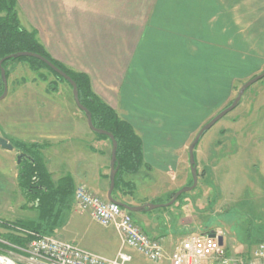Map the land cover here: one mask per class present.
<instances>
[{"label":"crops","instance_id":"crops-1","mask_svg":"<svg viewBox=\"0 0 264 264\" xmlns=\"http://www.w3.org/2000/svg\"><path fill=\"white\" fill-rule=\"evenodd\" d=\"M17 6L23 27L37 32L50 56L87 75L95 95L134 128L143 142L144 168L158 171L160 179L161 170L182 163L189 139L215 117V107L229 101L230 42L238 35L231 34L229 21H239V12L245 15L252 8L247 0H17ZM14 70L7 68L8 81ZM13 84L0 101V136L49 145L43 155L48 170L59 171L58 180L70 175L75 188L101 191L111 173L110 142L93 135L87 120L68 103L56 112L42 98L39 107L20 105L9 115L4 102L17 98L20 89L38 93L32 82ZM39 113L44 115L38 128ZM1 150L13 157L18 153ZM147 154L165 155L166 164L161 168L151 156V166ZM137 193L141 196H129L130 206L161 203L158 195ZM179 204L132 216L147 235L163 239L166 258L161 264H171L176 245L196 233ZM66 217L58 232L63 240L107 258L123 248L114 227L103 228L74 209ZM181 219L186 226L178 225ZM0 244L25 255L17 246ZM125 250L133 264H143L142 255Z\"/></svg>","mask_w":264,"mask_h":264},{"label":"rangeland","instance_id":"rangeland-1","mask_svg":"<svg viewBox=\"0 0 264 264\" xmlns=\"http://www.w3.org/2000/svg\"><path fill=\"white\" fill-rule=\"evenodd\" d=\"M259 1L247 0V5L252 8L247 9L245 15L240 11L239 21H229L231 34L238 32L236 39L230 42V97L222 107H215L214 116L233 103L247 81L264 72V0ZM233 14L237 16V11ZM21 24L23 26L25 21L21 20ZM8 67L15 68L8 81L10 90L16 86L13 82L23 81L32 82L38 92L31 96L26 90L20 89L17 98L6 100L4 106L8 107L9 115L20 105L34 106L37 103L39 107L43 98L52 105L54 111L58 112L68 103L87 120L74 102L72 89L49 70L42 68L35 72L28 63L20 61ZM40 76L47 80H41ZM43 115L39 113L38 128L43 124ZM194 138L189 139L182 163L177 168L161 170V179L156 174L158 171L150 167L143 168L136 175H126L125 180L135 186L133 196H141L138 191H142V195L152 193L160 197L161 203L155 205H165L172 193L188 187L193 181L188 150ZM97 148L95 145L93 150L96 152ZM195 155L198 186L177 202L185 206L182 213L194 225L196 233L222 232L229 257L239 264H251L258 245L264 241V79L253 85L243 96L240 105L204 135ZM17 156L13 157L0 149V220L36 221L41 213L25 208L26 198L17 183ZM146 156L147 163L153 156L154 164L161 165V168L166 164L165 155ZM260 158L263 164L259 162ZM51 168L49 171L57 181L59 171H54L55 167ZM105 184L99 192L80 186L101 199H107L109 177ZM130 197L126 195L122 199L119 195L124 202H129ZM71 201L70 209L78 212L75 194ZM68 211L65 210L59 223L58 218H42L46 228L51 231L49 235L58 237L61 234L58 232L67 219ZM159 211L161 208L155 210ZM181 223L182 219L178 225ZM186 225L182 224L181 227ZM143 264L154 263L144 259Z\"/></svg>","mask_w":264,"mask_h":264},{"label":"trees","instance_id":"trees-1","mask_svg":"<svg viewBox=\"0 0 264 264\" xmlns=\"http://www.w3.org/2000/svg\"><path fill=\"white\" fill-rule=\"evenodd\" d=\"M28 52L41 55L51 61L56 67L67 74L77 85L79 99L84 107L92 114L93 125L100 130H104L115 137L118 143L117 160L120 166L116 177V186L113 197L120 202H124V196H133L135 186L125 180L126 175H136L145 167L143 155V142L136 134L134 128L126 121L122 120L118 114L101 101L93 92L90 78L79 73L62 63L55 61L47 52L45 46L41 43L35 30H29L22 26L17 6V0H0V61L10 55ZM26 62L33 71L47 69L60 81L68 84L63 78L54 73L42 62L22 58L19 60H10L3 64L6 69V75L9 80L7 68L14 62ZM41 80L46 81L45 77L40 76ZM50 86L51 90H54ZM72 89V88H71ZM4 92V84L1 79L0 69V96ZM232 104V103H231ZM230 104V105H231ZM229 105V106H230ZM84 116L85 114L82 113ZM98 139L107 140L106 136L96 135ZM18 152V156L24 154L21 163L17 166V183L26 198V209H33L41 213V217L36 221H7L0 220V239L9 244L24 248L31 240L27 232H35L42 235H49L51 231L46 228L44 218H58V223L65 210H70L71 200L75 194V184L70 175H66L55 181L47 168L43 151L49 147L47 144H27L22 142H10ZM193 185L192 183L189 185ZM176 193V192H175ZM175 193L170 195L172 200ZM119 195L121 198H119ZM179 197V202L182 197ZM176 202V203H177ZM133 215V214H131ZM7 247L0 244V253L7 251Z\"/></svg>","mask_w":264,"mask_h":264},{"label":"built area","instance_id":"built-area-1","mask_svg":"<svg viewBox=\"0 0 264 264\" xmlns=\"http://www.w3.org/2000/svg\"><path fill=\"white\" fill-rule=\"evenodd\" d=\"M77 210L89 214L104 228L114 227L119 233L123 248L113 258L85 251L77 245L52 235L27 232L32 240L22 250L25 255L0 253V264H133L131 249L154 264L165 258L164 241L152 238L139 226L132 215L107 199L80 186L75 190ZM0 242L8 244L0 239ZM10 246V245H9ZM171 264H239L227 252L222 232L191 233L180 241L170 258ZM251 264H264V241L258 245Z\"/></svg>","mask_w":264,"mask_h":264},{"label":"water","instance_id":"water-1","mask_svg":"<svg viewBox=\"0 0 264 264\" xmlns=\"http://www.w3.org/2000/svg\"><path fill=\"white\" fill-rule=\"evenodd\" d=\"M22 58H31V59H36V60L42 62L49 69H51L54 73H56L58 76L63 78L67 83H69V85L72 88V94H73L74 102H75L76 106L78 107V109L82 113L85 114L86 119H87V125H88L89 129L96 135L106 136L110 139V141L112 142L111 163H110L111 173L109 176L110 187H109V191L107 193V200L113 204L118 205L119 207L126 210L130 214H140V213H144V212H150L152 210H156L159 208L171 207V206L176 204L179 197H181L182 195L187 194V193L193 191L194 189H196V187L198 186V166H197L195 151H196L198 144L200 143V141L202 140L204 135L210 129H212L219 121H221L225 116H227L229 113L234 111L240 105L243 96L253 85H255L256 83H258L264 79V72H263L260 75H257L255 77H253L252 79H250L249 81H247L241 87V89L238 92V95H237L236 99L233 101V103L230 106L223 109L220 113H218L211 121L206 123L201 128V130L198 132L197 136L192 141L191 145L189 146V150H188L189 165H190V170H191V174H192V178H193V185L192 186L184 187L181 190H179L177 193H175L172 200L165 205L147 204V205L135 207V206H130L129 204L117 201L113 197V193L115 191V186H116V177H117L119 169H120V166L117 163L118 162V160H117L118 143L115 140V137L112 134H110L104 130L97 129L93 125V118H92L91 112L86 107H84L82 105V103L79 99V91H78V87H77L76 83L67 74H65L62 70H60L58 67H56L51 61H49L48 59H46L45 57H43L41 55H38L35 53H28V52L16 53V54L10 55V56L2 59L0 61V69H1V79H2V82L4 84V92L0 96V101L4 100L7 97L8 89H9L8 78L6 75V69L3 67V64L10 61V60H19ZM0 148L5 150V151H13L14 150V146L8 140H6L5 138H3L1 136H0ZM24 156H25L24 154H21L17 157L18 165L21 163L22 158Z\"/></svg>","mask_w":264,"mask_h":264}]
</instances>
